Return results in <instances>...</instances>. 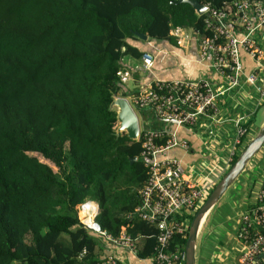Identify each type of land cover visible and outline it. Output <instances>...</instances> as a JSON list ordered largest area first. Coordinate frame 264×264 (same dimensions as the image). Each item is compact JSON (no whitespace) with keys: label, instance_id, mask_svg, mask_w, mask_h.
I'll use <instances>...</instances> for the list:
<instances>
[{"label":"trees","instance_id":"16d2710c","mask_svg":"<svg viewBox=\"0 0 264 264\" xmlns=\"http://www.w3.org/2000/svg\"><path fill=\"white\" fill-rule=\"evenodd\" d=\"M79 1L0 0V264H104L105 236L78 219L88 200L101 232L159 264L160 230L135 211L149 178L141 141L115 131L110 104L128 93L123 58L143 53L135 32L176 45L175 27L206 34L204 14L178 0ZM187 230L171 234L168 254H183Z\"/></svg>","mask_w":264,"mask_h":264},{"label":"built area","instance_id":"2783aa9c","mask_svg":"<svg viewBox=\"0 0 264 264\" xmlns=\"http://www.w3.org/2000/svg\"><path fill=\"white\" fill-rule=\"evenodd\" d=\"M204 5V36L192 30L190 37L183 27L171 29L169 34L178 46L190 38L196 40L200 57L209 60V66L225 84L217 88L207 78L153 79L128 100L132 108L150 109L156 119L174 126L169 132L139 127L137 138L141 141V157L149 170V178L140 191L135 211L160 230L156 259L161 264H178L184 260L183 254H168L164 249L171 234L182 229L176 217L184 211L193 215L204 200L203 190L178 172V160L158 159L169 149H188L187 142L177 137L175 128L192 127L203 117H214L218 112V99L239 88L241 82L254 89L258 103H264V0H234L219 8ZM242 55L251 60L248 71L244 69ZM153 59L150 53H142L141 67L150 69ZM118 75L124 83L131 74L123 69ZM248 118V115H240L234 120L233 149L242 146L247 132L243 123ZM172 120L175 123L170 122ZM231 160L230 157L229 166ZM257 199L258 205L243 215L239 225V238L245 246L240 264H264V182ZM91 226L86 227L102 233ZM125 236L122 234L117 243L134 251ZM108 257L104 264H117L113 257Z\"/></svg>","mask_w":264,"mask_h":264},{"label":"crops","instance_id":"0c3cea01","mask_svg":"<svg viewBox=\"0 0 264 264\" xmlns=\"http://www.w3.org/2000/svg\"><path fill=\"white\" fill-rule=\"evenodd\" d=\"M130 44L143 50V53H150L154 59L151 68L145 70L141 67V56L139 59L131 56H126V60L123 58L122 64L130 68L125 69L131 74L122 83L124 89L128 91L125 96L127 100H130L133 93L142 89L153 79L168 81L207 78L212 80L217 88L225 84V81L209 66V60L200 57L198 43L193 38L184 42L182 46L168 42H152L147 39L143 42L131 41ZM242 61L245 71H248L252 65L251 60L242 55ZM263 104L258 103L254 89L245 82H241L239 88L222 94L218 99V112L214 117H203L192 127L179 126L175 128L177 137L187 142L188 149L180 147L169 149L159 155L158 159L174 158L178 160V172L203 190V199L205 200L215 183L227 170L230 157L238 155L255 135L258 127H255L253 120L257 109ZM134 111L135 113L136 111L147 112L152 118L150 122H146L142 116L144 119L142 123L138 118L139 127L167 132L174 129L170 123L156 119L150 109H134ZM240 115L249 116L243 123L247 132L243 138L242 146L234 148V150V120ZM262 148L263 146L249 160L244 170L221 197L223 199L234 185L231 191L233 194L237 190L234 200L230 204H223L220 199L204 220L197 238L196 264H240L245 250V246L239 238L241 218L251 208L254 209L258 205L257 196L264 182V148ZM233 150L234 153L231 156ZM216 207L218 209L224 207V212L220 217L211 219ZM188 215H191L190 211H184L177 216L181 219L182 228L189 226L191 219L188 220ZM208 223L209 228L206 230ZM101 234L106 238L105 242H102L103 256L114 257L120 264H155L152 258H138L134 251L111 241L103 232Z\"/></svg>","mask_w":264,"mask_h":264},{"label":"water","instance_id":"95a60500","mask_svg":"<svg viewBox=\"0 0 264 264\" xmlns=\"http://www.w3.org/2000/svg\"><path fill=\"white\" fill-rule=\"evenodd\" d=\"M182 3L189 4L196 14L201 15L205 12L206 6L197 0H178ZM135 35L145 41L147 36L143 33L135 32ZM110 108H114L116 112L117 133H124L130 140H137L139 132L138 117L134 109L129 104L127 98L123 96H115L110 104ZM175 123V121H170ZM264 145V121L256 131L255 135L239 152L234 162L228 167L221 178L215 183L214 187L207 195L205 200L193 214L184 244V264H196V244L200 228L206 219L210 210L217 204L227 189L233 184L239 174L244 170L249 160L260 150ZM135 161V157L130 159V162ZM96 211L97 212V203ZM94 213V214H95ZM90 226V225H86ZM96 230L99 229L98 224L93 221L92 226Z\"/></svg>","mask_w":264,"mask_h":264},{"label":"rangeland","instance_id":"374dc122","mask_svg":"<svg viewBox=\"0 0 264 264\" xmlns=\"http://www.w3.org/2000/svg\"><path fill=\"white\" fill-rule=\"evenodd\" d=\"M43 1H49V0H43ZM55 2L56 3H58L61 7H66V8H68L69 10H75L76 8H78L79 7V0H58V1H56L55 0ZM74 19V18H73ZM186 32H187V34L191 37L192 36V29H187L186 30ZM152 42H155V41H153L152 40ZM185 42H186V40H185ZM127 59V57H124V60H126ZM115 97V96H114ZM126 98V97H125ZM130 99V98H129ZM136 113H137V116H138V118H139V120H140V122L142 123V120H144L143 119V117L142 116H144V118H145V120H146V122H150L151 120H152V118L149 116V114L147 113V112H144V111H136ZM264 121V104L262 105V106H260L258 109H257V111H256V113H255V117H254V120H253V123L255 124V127H260L261 126V124H262V122ZM263 148H264V145H263ZM262 148V149H263ZM243 149V148H242ZM39 159H40V161H42V162H46V163H48L47 161H45L43 158H41L40 156L38 157ZM49 165H51L50 163H48ZM54 170H55V168H54ZM234 186V185H233ZM232 186V188H234ZM232 188H231V190L224 196V198L222 199V203L223 204H230L233 200H234V198H235V196H236V193H237V190H235L234 192H233V194H231V191H232ZM226 193V192H225ZM224 193V194H225ZM220 202V203H221ZM94 204H96V202H94ZM80 205L81 204H78L77 206H76V208H77V214H78V219H79V221L82 223V224H84L85 222L82 220V218L80 217V214H81V210L83 209L82 208V206H81V209H80ZM95 208H96V205H95ZM224 207H222L221 209H218V207H216L215 208V210L213 211V215L211 216V219L212 218H218V217H220L221 215H222V213L224 212ZM87 212L88 211H86V214H87ZM94 215V214H93ZM93 217V216H92ZM94 221V220H93ZM212 222V221H211ZM208 228H209V223H208V225H207V227H206V230H208ZM200 241H201V239H200ZM199 247H200V242H199ZM198 262V261H197Z\"/></svg>","mask_w":264,"mask_h":264},{"label":"bare ground","instance_id":"6f19581e","mask_svg":"<svg viewBox=\"0 0 264 264\" xmlns=\"http://www.w3.org/2000/svg\"><path fill=\"white\" fill-rule=\"evenodd\" d=\"M141 86V85H140ZM143 87V86H142ZM81 206H82V210H81V214H80V217L82 218V220L88 224V225H92V220H93V214L95 213L96 211V208H95V204L93 201L91 200H88L86 202H83L81 203L80 205V209H81ZM86 211L87 214H86ZM81 221V220H80Z\"/></svg>","mask_w":264,"mask_h":264}]
</instances>
